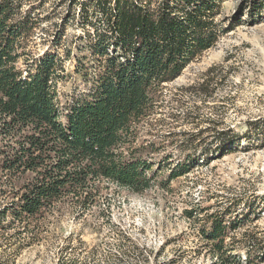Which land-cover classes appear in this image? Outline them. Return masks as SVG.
<instances>
[{
  "label": "trees",
  "instance_id": "trees-1",
  "mask_svg": "<svg viewBox=\"0 0 264 264\" xmlns=\"http://www.w3.org/2000/svg\"><path fill=\"white\" fill-rule=\"evenodd\" d=\"M220 1L69 0L63 26L34 52L32 38L47 17L27 0H0V236L15 246L11 261L43 243L63 213L87 222L111 186L138 193L162 169L168 172L158 184L168 186L234 149L231 131L211 128L182 131L175 163L170 152L149 157L159 151L153 142H135L140 125L159 111L165 84L234 28L215 19ZM67 26L82 33L66 41ZM211 71L187 90L203 93ZM72 75L83 85L66 94L59 84ZM111 207L105 203L99 216L111 221ZM225 229L221 217L202 229L221 258L235 248L224 243ZM70 237L55 264H74L63 257Z\"/></svg>",
  "mask_w": 264,
  "mask_h": 264
},
{
  "label": "rangeland",
  "instance_id": "rangeland-1",
  "mask_svg": "<svg viewBox=\"0 0 264 264\" xmlns=\"http://www.w3.org/2000/svg\"><path fill=\"white\" fill-rule=\"evenodd\" d=\"M68 2L27 0L36 15L47 17L32 38V51L41 52L43 39L63 26ZM217 9L218 24L234 28L165 84L159 111L140 125L135 142H153L159 151L148 154L147 148L145 154L158 158L170 152L175 163L181 159L182 131L211 128L231 131L234 149L168 186L158 184L166 169L138 193L111 186L87 222L63 213L43 243L24 247L13 261L9 253L15 246L0 236V264H55L69 235L63 257L74 264H264V0H221ZM64 33L68 41L82 31L67 26ZM65 65L72 68L71 61ZM210 68L207 93L187 90ZM82 85L77 75L59 84L66 94ZM207 117L212 121H204ZM107 202L111 221L99 216ZM214 217L225 221L224 243L235 246L231 257L215 255L202 233Z\"/></svg>",
  "mask_w": 264,
  "mask_h": 264
}]
</instances>
